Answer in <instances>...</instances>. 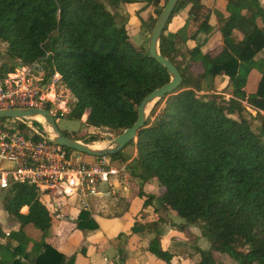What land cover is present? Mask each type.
<instances>
[{"label": "trees", "instance_id": "obj_1", "mask_svg": "<svg viewBox=\"0 0 264 264\" xmlns=\"http://www.w3.org/2000/svg\"><path fill=\"white\" fill-rule=\"evenodd\" d=\"M167 1L0 0V44L6 46L10 60L0 70H13L18 63L47 55L45 67L59 73L76 100L66 117L80 121L86 114L88 126L119 135L136 122L141 101L170 78L147 50L133 46L128 30L116 22L117 12L123 5L145 3L150 11L146 21L152 19L154 27ZM262 1L224 0L228 16L219 28L222 49L210 55L198 44L184 49L188 41L212 32L210 12L191 34V20L204 10L202 0H179L161 36L159 53L174 64L182 84L154 104L145 126L129 144L135 156L120 152L110 157L131 159L132 177L162 189L161 207L153 209L155 218L135 222L131 232L152 234L146 251L167 264L175 255L162 248L159 210L201 229L209 249L197 250L193 264H223L220 256L237 264H264V68L256 62L264 49V30L256 24L258 19L264 21ZM181 10H186L184 23L168 32ZM234 30L241 39L233 36ZM257 65L263 71L250 93L248 78ZM217 78L229 82L227 99L214 91L199 95L204 86L212 90ZM252 121L258 122L257 132ZM63 134L84 143L98 140L95 135ZM138 196L143 208L154 198L141 189ZM3 202L6 217L20 230L32 225L40 235L30 248L23 235H11L10 242L0 244V264H73L46 240L54 212L37 188L17 184ZM24 207L27 211L22 213ZM74 229L94 231L98 224L81 210ZM0 237L6 238L1 230ZM123 262L119 256L113 264Z\"/></svg>", "mask_w": 264, "mask_h": 264}, {"label": "built area", "instance_id": "obj_2", "mask_svg": "<svg viewBox=\"0 0 264 264\" xmlns=\"http://www.w3.org/2000/svg\"><path fill=\"white\" fill-rule=\"evenodd\" d=\"M46 58L18 63L13 70L1 72L0 110L42 109L53 120L69 114L75 97L58 72L47 70ZM81 119L84 121V116ZM11 120L17 125L0 124V163L7 165L0 167V193L4 199L15 185L26 184L37 188L42 201L53 211L58 212L62 198L76 201L81 211L87 210L90 197L104 194L99 190L102 185L114 194L112 179L129 186L127 161L119 160L117 166L110 157H91L87 161L83 154L54 144L43 123L31 118ZM51 199L58 203L49 204ZM5 241L0 237V244Z\"/></svg>", "mask_w": 264, "mask_h": 264}, {"label": "rangeland", "instance_id": "obj_3", "mask_svg": "<svg viewBox=\"0 0 264 264\" xmlns=\"http://www.w3.org/2000/svg\"><path fill=\"white\" fill-rule=\"evenodd\" d=\"M224 0H203V7L204 10L199 12L197 15H195L193 17V19L191 20V27H190V33L193 34V32L199 27V25L201 24V22L203 21V19L205 18V16L210 12L211 15L213 14V16L215 17L216 20V24L217 26H221L222 23L224 22V20L227 17H224ZM142 7H138L137 5H131V6H120L119 10L117 12L116 15V22L122 24L125 26V28L128 30V33L130 35V42L133 44V46H135L136 48L138 47H143L145 50H147V43H148V38L149 35L152 31V19L146 21V16L149 12L150 15V11L149 9H146L145 7H143V5H145V3L141 4ZM186 18V10H181L179 11L172 19L171 23L169 24V28H168V32L172 29H176V28H180L181 25L184 23ZM141 20H144L145 24H141L140 22ZM264 26V25H263ZM214 27H215V23H214ZM261 28H263L261 26ZM219 32L217 31V33L214 35V37L211 39V43L209 47H204L202 49L203 53H208L210 55H215L218 54L220 50H218V45H219V41L220 38L217 35ZM220 34V33H219ZM238 35H235V38H237ZM196 42L194 41H188L186 43V46H184L185 48L191 49L193 48L194 44ZM5 48L6 46L4 44H0V69L2 68V66L6 63H10V60L6 57L5 55ZM184 51V50H183ZM256 62L257 64H259V66H261V68H264V49L263 51L257 55L256 57ZM4 63V64H3ZM3 64V65H2ZM259 66L257 65L253 71H254V75L250 81L247 83V92H253L256 89V85L257 82L259 80L258 76H261L260 71L263 70H259ZM2 70V69H1ZM1 70H0V75H1ZM255 84V85H254ZM216 92V93H220L222 94V96H224V98H228L229 93L231 91L230 86H229V82L224 79V78H217L213 84V88L212 90L208 89L207 87L204 86V90L199 93V95H203V94H208L211 92ZM249 111H247L244 115L246 118L249 119L248 113ZM252 115H255V113H252ZM84 121H82V119L80 121H75V120H69L67 117L65 116H57L54 117V121L55 124L57 126V128L61 131L66 133L69 136H80V137H89L90 135H95L97 136L98 140L95 143H99V144H104L106 145L107 143H109L111 140H113L117 135L108 129L105 128H93L90 127L86 124V119H87V115L84 114ZM37 122V120H35ZM0 124L1 125H7L8 122H10L11 124L13 123V125H17L16 123H14L11 119H2L0 120ZM37 126V125H36ZM257 127H258V122L257 121H252V129L254 131L257 132ZM28 133H31L28 131ZM75 137V136H74ZM121 153H123V155L130 157L131 159L135 156V150L133 147H131L130 145H128L126 148H124V150L121 151ZM85 160H91L90 156L87 155H83ZM127 160V164H129V161L131 160ZM119 160L121 159H113V163L114 165H118ZM123 162V161H122ZM0 167H7L6 164H2L0 163ZM134 178V177H132ZM135 179V178H134ZM111 182L114 184L116 182L115 179H112ZM131 182V181H130ZM140 183H144L139 181V183H137L138 187H140ZM143 187V185H142ZM145 187V188H144ZM143 187V191L146 192L151 191L152 195L154 198L151 201L150 207H154V208H159L161 207V203L159 202L158 196L159 193L161 192V188L157 187V185L155 184H151L150 186H147V184H145V186ZM120 189L121 192H118L117 188H114V194L108 197H104V196H93L90 197L87 200V203L90 204V208L92 210L93 213L97 212V211H104L102 212V214L99 217V222L101 223L102 221H107V220H111V219H116L114 217L115 214L117 215L118 213L122 214L125 210L126 206L130 203L131 200H133L134 198H137L136 200L140 201L138 193L136 194L133 192H127L126 190ZM100 191H108L109 189L106 188V186L102 185L99 188ZM158 190V191H157ZM142 191V192H143ZM154 193V194H153ZM4 198H3V193H0V230L3 231L5 230L6 232H11L13 231L14 233H18L21 237V235H23L25 237V240L27 242L26 246L30 247L33 245L37 244V239L39 238L40 235V231L38 229H36L35 227H33L32 225L26 226L23 228V230H20V227L17 223H15L13 220H10L9 218L6 217L5 212H4V208H3V202ZM52 203H58L57 200L55 199H51L49 201V204L52 205ZM60 203H62V206H59V209H63L65 208L64 206L67 205H77L76 201H72L69 200L67 198H62ZM129 206V205H128ZM127 206V208H128ZM50 207V206H49ZM108 213H106L105 211H108ZM127 211V210H125ZM26 211L24 209H22V213H25ZM54 218L52 221V227L47 231L46 235L48 236V238L53 237L52 231L54 228H57L59 230L58 233V239L62 240L61 242H65L66 238H68L70 236V231H68V224L70 220H66L69 219L68 217L65 218H61L59 219L58 217H55L58 213L52 210ZM91 212V214H92ZM136 212V211H135ZM142 213V218H132L133 220H137L136 222H142L143 217L145 216L143 212ZM160 214L162 216V218H164V223L165 224H169V227L172 226H176V238H180L184 241H186L188 244H190L191 246L193 245L192 242H194V238L193 236H196V238L198 240H201V238H205L203 236V233L201 231L200 228H193L191 227L192 225H187L184 219H181L179 217H176L174 215H171L167 212H164L163 210H160L157 213V218H160ZM133 215L130 214V218ZM149 220V219H146ZM151 220V218H150ZM72 221V220H71ZM129 223L131 225V228L133 227V221L129 220ZM66 224V227L64 226ZM183 226V229H179L180 227ZM165 227V226H164ZM71 228V227H69ZM191 230L192 234L188 233L189 231L187 230ZM126 232L128 231H123L121 230L120 234H118V240L120 239L121 241L124 240V237H126ZM136 234V233H134ZM145 233H141V235H144ZM147 234V233H146ZM201 236V238H200ZM151 238V236H148ZM204 240V239H203ZM99 242V239H98ZM95 243V245H98L99 243ZM71 245L72 242H67ZM118 244V243H117ZM117 244L115 246H117ZM72 245H74L72 243ZM199 246V245H198ZM241 244L240 243H236V247L239 250H242V248L240 247ZM202 250H208L209 249V243L207 241V239L205 238L204 243H202L199 246ZM199 247H190L189 249H182V250H177V255L179 257H181L185 263L187 264H191L193 261L192 257H197V250H200ZM170 248V247H169ZM83 249L86 251V247L83 246V244L79 245L76 254L78 255H82L81 253ZM81 252V253H80ZM220 260H221V256H220ZM223 260H226L227 262H233L230 258L227 257H223ZM222 262V261H221ZM225 262V261H224ZM233 264H237L236 262H234Z\"/></svg>", "mask_w": 264, "mask_h": 264}, {"label": "crops", "instance_id": "obj_4", "mask_svg": "<svg viewBox=\"0 0 264 264\" xmlns=\"http://www.w3.org/2000/svg\"><path fill=\"white\" fill-rule=\"evenodd\" d=\"M202 4H203V0H202ZM133 5H137L138 7H142L141 4H133ZM262 5L264 6V1H262ZM123 6H131V5H123ZM223 8L225 11L224 17H227L228 13L225 10V3H224ZM213 14L211 15V13H210V18H209V24L213 28L212 32L208 36L200 35L199 38L197 39L196 43H195V44L201 45V50L206 46L207 47L210 46L211 39L214 37V35L217 33V31L220 33L219 28L221 26H217L216 20H215V17L213 16ZM214 23H215V27H214ZM256 24L259 28H261V26H262L263 27L262 29L264 30V26H263L264 21H261L260 19H258V20H256ZM219 33L217 34L220 38V41L218 42L219 43L218 50L221 51L222 40H221V34H219ZM235 35H238V37L236 39H241V37H242V35L236 30H234V32H233L234 37H235ZM195 44H194V46H195ZM253 75H254V71L252 70L250 75H249L250 81H251ZM258 77L260 79V76H258ZM249 78H248V81H249ZM246 88H248V87H246ZM137 183H139V180L137 178L134 179V178H132V176L131 177L129 176V186L124 187V185L122 183H117V182H115L114 185L118 189L119 193L121 192L120 189L125 188L124 190H126L127 192H133L135 194L137 192H139L140 189L142 190L143 187L145 186V184H147V186H150L151 184L155 185V183H153V182L143 183V184L140 183L141 186L138 187ZM142 185H143V187H142ZM144 194L152 195L151 191H148V190L146 192H144ZM110 195L112 196L113 194L106 191V192H104V194H102L100 196L108 197ZM136 199L137 198H134L133 200L130 201V203L128 204L129 206L127 205L128 208L126 206L125 210H127V211H125L123 209L124 212L122 214H120V213H118L117 215L115 214L116 217H114V218H116V219L102 221L101 223L99 222V217L102 214V212H104V211L102 210V211H97V212L93 213L91 208H90V204L88 203L86 211L90 213L92 218L98 224V229L94 230V231L75 230L74 229V222H75V220H76V218L80 212V209L75 204L64 206L65 208H63V209L61 208L58 210V212H57L58 214L55 217H58L59 219H61V218L66 219V217L69 218L66 220H70L69 224H68V229H69L68 231H70L69 232L70 236L68 238H66L65 242H61L62 240H59L57 237L59 230L57 228H54L52 231L53 237L48 238V236H47L46 240H47V242L51 243L57 251L62 253L64 256H66L67 259H71L73 261V264H113L114 262H117L119 256L123 257V260H124L123 264H167L161 260H157L156 258H154L151 254H149L146 251L147 243L153 237L152 234H148V233L146 234V232H144L145 234L141 235V233L134 234L131 232V225L129 223V220H132L133 224H134L137 220H133L132 218L133 217L134 218H136V217L142 218L141 212H143L145 215L143 218H146L149 220H150V218H151V220H153L155 218V215L153 214L154 207L149 206V207L143 208L142 207L143 206V199L139 198L140 201H138ZM23 209L25 211H27L26 207H24ZM21 212H22V210H21ZM91 212H92V214H91ZM105 212L108 213L109 210L105 211ZM132 213H133V215L130 218V214H132ZM167 213H169V212H167ZM169 214L174 215L172 213H169ZM160 217H161L162 221L160 222L159 232H160L161 238H162V248L175 255L174 261L172 262V264H187L184 262V260L181 257H179L177 255V250L189 249L190 247H193V246L199 247L202 243H204L205 238H201V236H200L201 240H198L196 238V236H193L194 242H192L193 245L191 246L186 241H184L180 238H176L175 237V235H176L175 231L177 229L176 226L169 227V224L167 225L164 223V218H162L161 214H160ZM53 218H54V215H53ZM53 218H52V221H53ZM52 221H51V227H52ZM64 226L66 227V224ZM69 227H71V228H69ZM191 227L195 228L194 226H191ZM121 230H123L124 232L128 231L125 233L126 237H124V240H122V241L120 239L118 240V238H117L118 234H120ZM187 230L189 231L188 233L192 234L191 230H189V229H187ZM3 232L5 234H7L6 238H5L6 241L10 242L11 235H13L14 232L13 231L6 232L5 230H3ZM148 236H151V238ZM98 239H99V242H98ZM38 240L39 239H37V241ZM67 242H72L74 245H72V243L70 245ZM97 242L99 244L95 245V243H97ZM11 244L13 246H15V241H13V242L11 241ZM81 244H83V246L86 247V251L84 249L83 253L80 252L82 255H78V254H76V252H77L79 245H81ZM116 244H117V246H115ZM30 247H32V246H30ZM30 247H28V248H30ZM199 249L202 250L200 247H199ZM223 257H227V256H221V261L223 264H233L234 263V262L230 263V262H227L226 260H223ZM192 258H193V261L191 264H193L197 260V257H192Z\"/></svg>", "mask_w": 264, "mask_h": 264}, {"label": "water", "instance_id": "obj_5", "mask_svg": "<svg viewBox=\"0 0 264 264\" xmlns=\"http://www.w3.org/2000/svg\"><path fill=\"white\" fill-rule=\"evenodd\" d=\"M178 2L179 0H168L166 2V5L162 9L161 14L159 15L149 35L147 43L149 57L155 60L166 70L170 81L162 87L149 93L141 101L137 108L136 122L131 127L125 129L121 134L117 135L106 145L95 142L84 143L83 141L66 137L63 132L57 128L53 118L42 109L32 108L0 110V120H22L24 118L35 119L46 126L51 141L58 146L95 158L116 156L136 139L138 132L145 126L146 119L154 104L167 95L172 94L182 84L181 75L174 64L159 53V42L161 36ZM95 144L101 145L98 146L100 148H93Z\"/></svg>", "mask_w": 264, "mask_h": 264}, {"label": "bare ground", "instance_id": "obj_6", "mask_svg": "<svg viewBox=\"0 0 264 264\" xmlns=\"http://www.w3.org/2000/svg\"><path fill=\"white\" fill-rule=\"evenodd\" d=\"M98 146H101V145H96V144H95L93 148H100V147H98Z\"/></svg>", "mask_w": 264, "mask_h": 264}]
</instances>
